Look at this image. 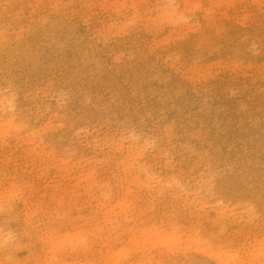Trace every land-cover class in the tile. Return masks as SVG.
<instances>
[{"label":"rangeland","instance_id":"1","mask_svg":"<svg viewBox=\"0 0 264 264\" xmlns=\"http://www.w3.org/2000/svg\"><path fill=\"white\" fill-rule=\"evenodd\" d=\"M161 1L0 0V57L34 58L44 75L0 81V113L39 111L48 128L0 143V264H264V170L236 158L264 166V0H186L193 14L169 20ZM152 84L150 117L172 98L187 115L163 140L134 125L117 139ZM216 129L220 150L194 143ZM135 150L142 171L124 166Z\"/></svg>","mask_w":264,"mask_h":264},{"label":"bare ground","instance_id":"2","mask_svg":"<svg viewBox=\"0 0 264 264\" xmlns=\"http://www.w3.org/2000/svg\"><path fill=\"white\" fill-rule=\"evenodd\" d=\"M161 9H162V14H166L163 16V18L165 20H169L171 19V13H176V15L178 17L181 18V16L185 15V16H190L191 14H193V12H191L192 10L190 9V6H188L186 0H178L176 2H174V0H162L161 1ZM180 5L181 8L177 9L176 6ZM164 6V7H163ZM174 15V14H173ZM183 18V17H182ZM163 20V19H162ZM22 45V47H26L28 49H34V47H32L31 43L25 42L24 44H20ZM1 46V45H0ZM10 54V53H9ZM1 56V54H0ZM21 57V56H20ZM87 55H84V58H86ZM22 60L19 57H14L11 61H4L1 57H0V62H10L8 64H2L4 65V70L5 71H1L0 72V81L3 83L6 82H11L13 83V85L19 89L25 86H29V85H33L36 82H39L41 79H39L41 76H44L41 74L40 70L38 69L37 65L35 64V60L34 58H23L21 57ZM24 60V61H23ZM32 60V61H31ZM151 82L155 83L157 85V87L162 86V80L161 77H159V75L155 72L151 73ZM65 78L63 79H57L59 82L57 81H53L50 82L48 85V90H49V94H53L52 96H58L61 97V92H59V90H66V88L68 87V85L65 83L64 81ZM60 87H62L63 89H60ZM59 89V90H57ZM154 86L152 84V88H140L138 90V95L136 96L135 100L138 102V104H135V106L139 107V111L141 112V115L139 114V116H136V110L133 111L132 114L130 116L131 121H129V124L126 123H122L125 122L128 119V116L124 114V116H120L117 118L118 121H116L114 125L115 126H119V128L122 130L120 131V134L117 135L118 138L117 139H122V137L125 135V131L128 127H126L127 125L129 126H139L141 127L145 133H150L152 132L153 135L155 137L161 138L162 140L167 137L168 132H169V128L174 124V117L178 116V115H182V116H186L187 114L185 113L186 109L184 108V106H180L179 104H177L174 100V98L168 99L165 103H163V109L165 112V115L163 117H150L151 115L149 114V111L147 109V107H145L141 102L142 100L140 99V97L143 94H146L147 96H152L153 92H154ZM143 105V106H141ZM127 104V101L124 100V102L121 103L120 106ZM134 105V104H133ZM156 105L155 110L158 108L157 104ZM2 110L3 112L0 113V143H4V141H7L9 138H12L14 140H20L22 138L25 139H31L30 138V134L28 133V130H26V132H22L21 129H24L27 123H30V131H37V129H41L42 127H44L42 118L41 116L38 114L39 111H35V115L32 116L31 113L29 112L28 108L27 109H21V120H19L17 114L15 112H13L12 114H8L7 110L8 108L10 109H15V105L14 104H5L2 103ZM154 109V108H153ZM123 113V112H122ZM148 116V117H146ZM209 121V124H211L212 126H214L215 124V118L213 117H207L204 120ZM202 123V121H201ZM72 125H74L72 123ZM177 126L179 127H175V129L177 130V132H179L180 134H188V130H191V127H194L189 121L188 118H182L180 119L177 124ZM259 129L261 130V124L258 125ZM188 128V130H186ZM255 130H258V127L254 128ZM48 130L47 127H44V130H38V131H46ZM218 129L215 130V132H213L212 134H208L205 135L204 137H206L202 142L201 141H197L194 142L196 145L201 146L202 144L204 145H214L216 147V149L220 150L222 147H224L226 145V141H225V137L220 135L218 133ZM262 131V130H261ZM241 134V133H240ZM122 136V137H121ZM215 141H214V138ZM244 137H246V135L244 134ZM238 139H242V134L237 136ZM262 141L264 139V135L261 138ZM262 142H258V145L260 146L259 149V157L261 162L264 163V142L263 144H261ZM171 147L173 145H170ZM142 152L140 150H135L133 152V154H131V158L133 159V162L129 165V164H124V166L126 168L128 167H132V168H137L139 171H142L144 169V165L140 164V157H141ZM236 158L238 159V167L239 169L242 168L243 165H247L250 169H251V173L255 176L257 174H260V172H258V169H262L264 170V166L263 167H252L249 165V162H253V156L247 153L242 152L241 156L238 153ZM202 168L200 169V175L202 177L207 178V173L209 172V166L206 162L202 163ZM226 168L220 167L219 172H222V174L224 173V171H226ZM206 175V176H205ZM176 240V239H175ZM172 241V238L168 237V236H164L161 240V244L163 246H167L168 244H170ZM225 254L222 253H216L214 254V256H216V258L219 260V262H221V259L223 258ZM232 257H229V259H231Z\"/></svg>","mask_w":264,"mask_h":264}]
</instances>
